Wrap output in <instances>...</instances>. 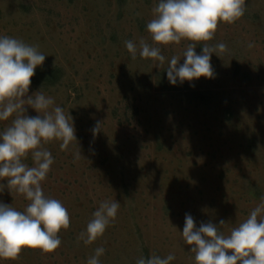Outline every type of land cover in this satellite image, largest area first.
Segmentation results:
<instances>
[{
    "label": "rangeland",
    "instance_id": "374dc122",
    "mask_svg": "<svg viewBox=\"0 0 264 264\" xmlns=\"http://www.w3.org/2000/svg\"><path fill=\"white\" fill-rule=\"evenodd\" d=\"M159 0H0V37L22 40L46 56L28 96L42 91L73 118L77 141L44 145L53 164L42 190L62 202L70 226L52 253L25 248L0 264H87L103 247L100 264H136L169 254L170 264H195L182 238L185 215L199 228L211 222L225 234L243 222L264 196V0H245L234 24L220 23L210 46L213 78L175 85L167 77L173 56L191 43L156 45L147 31ZM159 47L165 61L139 55V41ZM137 45L132 59L125 41ZM204 42L197 44L202 54ZM251 45V47H249ZM60 68L54 86L39 68ZM25 115H39L25 106ZM12 118L0 121V132ZM102 122L95 136L92 129ZM81 156L76 158L79 152ZM33 166L31 155L24 161ZM0 203L24 211L23 195ZM120 203L114 222L90 245L79 240L102 201ZM225 224L220 226V221Z\"/></svg>",
    "mask_w": 264,
    "mask_h": 264
},
{
    "label": "clouds",
    "instance_id": "9594fccd",
    "mask_svg": "<svg viewBox=\"0 0 264 264\" xmlns=\"http://www.w3.org/2000/svg\"><path fill=\"white\" fill-rule=\"evenodd\" d=\"M246 11L245 0H159L152 9L153 19L147 23V31L156 45L180 44L190 41L181 57L173 56L167 67V77L175 85L200 77L213 78L211 54L224 53L227 46L219 43L210 46L220 23L234 24ZM204 42L202 54L197 55V44ZM132 59L136 58L137 45L125 41ZM251 47V45H249ZM139 55L164 63L159 47L150 46L142 38ZM46 56L36 46L9 36L0 37V121L14 116L11 124L0 132V180H7V189L23 195L29 202L24 211L0 203V260H18L25 248L39 249L42 253L55 252L61 245L58 233L70 226V215L61 201L46 197L41 182L47 177L54 160L44 145L60 141V149L67 150L77 141L73 118L54 99L41 90L28 96L35 69L44 63ZM30 106L39 115H25ZM97 121L93 135L101 131ZM29 154L33 166L24 161ZM81 156L80 150L76 158ZM5 185L0 184V191ZM248 217L225 235L220 227L208 222L196 227L190 214L185 215L182 238L191 246L195 264H264V196ZM120 203L102 201L86 230L78 239L90 245L102 237L117 216ZM225 221H220V226ZM103 247L95 249L87 264H100ZM175 256L162 258L151 255L141 257L136 264H170Z\"/></svg>",
    "mask_w": 264,
    "mask_h": 264
},
{
    "label": "trees",
    "instance_id": "16d2710c",
    "mask_svg": "<svg viewBox=\"0 0 264 264\" xmlns=\"http://www.w3.org/2000/svg\"><path fill=\"white\" fill-rule=\"evenodd\" d=\"M39 73L42 74V81L45 85L54 86L59 83V80L62 75V70L60 68H39Z\"/></svg>",
    "mask_w": 264,
    "mask_h": 264
}]
</instances>
